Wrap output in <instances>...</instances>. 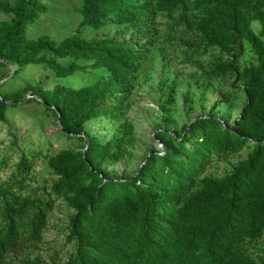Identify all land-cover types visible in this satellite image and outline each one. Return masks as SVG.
Segmentation results:
<instances>
[{"label": "trees", "instance_id": "1", "mask_svg": "<svg viewBox=\"0 0 264 264\" xmlns=\"http://www.w3.org/2000/svg\"><path fill=\"white\" fill-rule=\"evenodd\" d=\"M0 8L13 13L0 22V65L37 64L58 78L91 69L109 72L80 87L35 88V100L82 149L48 156L56 179L25 200L15 186L32 167L26 150L0 180V197H7L0 208V263L9 250L42 241L49 214L62 200L72 210L66 235L72 251L54 264H264V247L254 255L247 251L248 243L264 237V0H84L79 29L59 43L48 36L26 38L27 26L47 9L42 0H0ZM159 15L168 19L169 34H179L171 40L187 54L217 52L199 78L233 76L242 107L231 125L210 113L184 124L182 132H159L162 153L151 152L134 176L114 178L103 162L122 156L128 138L122 130L102 142L87 134L86 124L126 114L136 72L156 44L153 24ZM110 25L129 37L88 38L80 32ZM247 47L257 63L242 66ZM8 105L0 92L1 121ZM245 148L246 158L224 174L205 173L214 158ZM6 165L3 157L0 168Z\"/></svg>", "mask_w": 264, "mask_h": 264}, {"label": "rangeland", "instance_id": "2", "mask_svg": "<svg viewBox=\"0 0 264 264\" xmlns=\"http://www.w3.org/2000/svg\"><path fill=\"white\" fill-rule=\"evenodd\" d=\"M1 1L11 5L14 3V0ZM42 1L47 9L27 26V39L48 36L59 43L79 29L84 0ZM12 18L13 13L0 8V22ZM153 25L157 34L156 44L136 72L134 88L125 103L126 114L123 117L96 118L86 124L87 134L102 142H107L114 132L122 130V134L128 138L122 156L108 157L103 162L102 169L114 178L134 176L151 152L162 153L164 142L159 138V132H182L184 124L210 113L231 125L242 107L244 98L238 89L240 83L233 76L209 80L199 78L202 69H208L211 60L218 56L217 52L205 56L189 55L171 40V37L178 38L179 34L167 32L166 17L159 15ZM80 32L88 38L129 37V32H123L117 25L99 31L80 27ZM256 63V57L247 47L241 57L242 66ZM108 74L106 68H100L58 78L52 70L37 64L19 68L0 65V92L9 100L6 120H0V160L7 158V165L0 168V180L8 177L21 151L26 150L32 161L28 177L20 186H15L20 199H27L34 190L48 186L56 179L54 171L47 165L48 156L62 148L82 149L75 140H69L61 133L58 119L35 100V88L52 89L57 83L80 87L93 84ZM171 95L175 96L172 102L169 101ZM248 151L249 148H245L228 158H214L207 165L205 173L224 174L233 163L246 158ZM6 203L7 197L1 196L0 208ZM71 211L64 201L58 200L49 214L42 241L9 250L0 264L65 262L72 251L71 243L66 240ZM248 246V253H259L260 248L264 247V237L248 243Z\"/></svg>", "mask_w": 264, "mask_h": 264}]
</instances>
